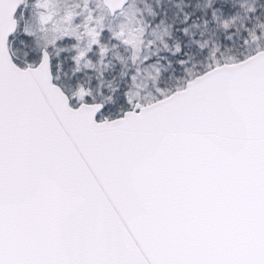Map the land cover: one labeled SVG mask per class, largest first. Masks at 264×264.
<instances>
[{
  "label": "snow or ice",
  "instance_id": "1",
  "mask_svg": "<svg viewBox=\"0 0 264 264\" xmlns=\"http://www.w3.org/2000/svg\"><path fill=\"white\" fill-rule=\"evenodd\" d=\"M0 264H264V0H0Z\"/></svg>",
  "mask_w": 264,
  "mask_h": 264
}]
</instances>
